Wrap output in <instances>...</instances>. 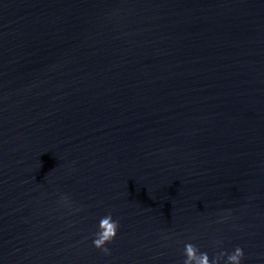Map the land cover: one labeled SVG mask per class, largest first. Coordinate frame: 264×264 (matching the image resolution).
Segmentation results:
<instances>
[{
  "label": "water",
  "instance_id": "1",
  "mask_svg": "<svg viewBox=\"0 0 264 264\" xmlns=\"http://www.w3.org/2000/svg\"><path fill=\"white\" fill-rule=\"evenodd\" d=\"M186 243L264 264V0H0V264Z\"/></svg>",
  "mask_w": 264,
  "mask_h": 264
},
{
  "label": "clouds",
  "instance_id": "2",
  "mask_svg": "<svg viewBox=\"0 0 264 264\" xmlns=\"http://www.w3.org/2000/svg\"><path fill=\"white\" fill-rule=\"evenodd\" d=\"M63 198L66 199L67 196ZM119 227V221L113 220L111 214L103 217L99 223L100 231L96 233V238L93 241L94 246L108 253L109 250L105 245L115 239ZM184 254L186 259L183 261V264H220L221 260H224L225 257V264H241L245 256L243 248L237 246L231 253L222 251L214 258H210L207 252H201L193 243L185 244Z\"/></svg>",
  "mask_w": 264,
  "mask_h": 264
}]
</instances>
